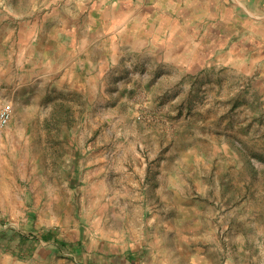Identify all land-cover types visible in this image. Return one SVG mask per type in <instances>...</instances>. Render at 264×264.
<instances>
[{
  "label": "rangeland",
  "instance_id": "374dc122",
  "mask_svg": "<svg viewBox=\"0 0 264 264\" xmlns=\"http://www.w3.org/2000/svg\"><path fill=\"white\" fill-rule=\"evenodd\" d=\"M179 1L0 0L1 246L100 231L166 264H264L263 69L178 67L147 4Z\"/></svg>",
  "mask_w": 264,
  "mask_h": 264
},
{
  "label": "crops",
  "instance_id": "0c3cea01",
  "mask_svg": "<svg viewBox=\"0 0 264 264\" xmlns=\"http://www.w3.org/2000/svg\"><path fill=\"white\" fill-rule=\"evenodd\" d=\"M147 5L152 11L161 10L166 17L163 22H171L165 30L167 38L155 42L170 54L171 60L177 55L182 61L178 67L188 65V62L185 64L187 58L213 59L231 67L260 65L264 75V0H180L176 7L169 8L154 3ZM1 23L5 29L4 40L8 43L16 37L15 31L7 28L3 19ZM17 36L19 40L22 37L19 33ZM151 45L154 47V40ZM35 48L41 50L42 43ZM3 231L0 228V232ZM14 234L20 235L19 229ZM34 235L29 237L34 240L28 245L20 243V239L12 247L0 245V264H166L161 258H155V246L143 236H137L130 246H125L122 239L102 236L100 231L87 233L86 241L78 232V237H72L71 244L63 248L58 238V242L43 244V238L38 237L36 242Z\"/></svg>",
  "mask_w": 264,
  "mask_h": 264
},
{
  "label": "built area",
  "instance_id": "2783aa9c",
  "mask_svg": "<svg viewBox=\"0 0 264 264\" xmlns=\"http://www.w3.org/2000/svg\"><path fill=\"white\" fill-rule=\"evenodd\" d=\"M12 118V112L8 105L0 104V134L7 127Z\"/></svg>",
  "mask_w": 264,
  "mask_h": 264
}]
</instances>
